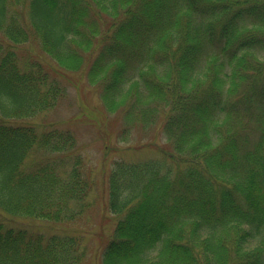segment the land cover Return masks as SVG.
<instances>
[{"label": "trees", "instance_id": "obj_1", "mask_svg": "<svg viewBox=\"0 0 264 264\" xmlns=\"http://www.w3.org/2000/svg\"><path fill=\"white\" fill-rule=\"evenodd\" d=\"M74 72L120 137L166 142L109 166L103 212L118 218L94 263L264 264V0H0V218L65 224L93 208L71 129L26 121ZM63 231L0 220V264H90L86 232Z\"/></svg>", "mask_w": 264, "mask_h": 264}, {"label": "rangeland", "instance_id": "obj_2", "mask_svg": "<svg viewBox=\"0 0 264 264\" xmlns=\"http://www.w3.org/2000/svg\"><path fill=\"white\" fill-rule=\"evenodd\" d=\"M22 51L26 55L47 59L36 43L23 45ZM63 82L66 92L57 105L26 121L43 127L71 129L76 140L73 152L81 156L84 171L95 184L92 194L94 206L78 221L65 224H53L36 218L1 217L0 220L6 226L27 228L31 232L46 235L63 233V230L86 232L83 234L84 243L90 252V264H95L93 256L106 243L105 240L109 237L118 218L109 212H103L102 187L109 166L115 160L131 162L158 158L160 153L157 147L165 146L166 142L159 131L143 130L140 127H134L127 138L123 139L119 136L123 127L120 115L109 114L103 109L98 98V91L90 87L80 73H67L64 75ZM43 156L45 154L36 152L28 161L27 167L31 162L41 160Z\"/></svg>", "mask_w": 264, "mask_h": 264}]
</instances>
